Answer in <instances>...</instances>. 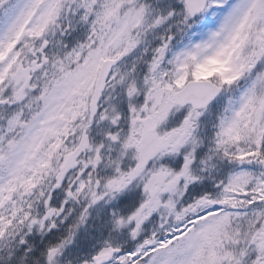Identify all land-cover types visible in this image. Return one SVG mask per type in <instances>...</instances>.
I'll return each instance as SVG.
<instances>
[{"label":"snow or ice","instance_id":"6c2138e0","mask_svg":"<svg viewBox=\"0 0 264 264\" xmlns=\"http://www.w3.org/2000/svg\"><path fill=\"white\" fill-rule=\"evenodd\" d=\"M0 264H264V0H0Z\"/></svg>","mask_w":264,"mask_h":264}]
</instances>
